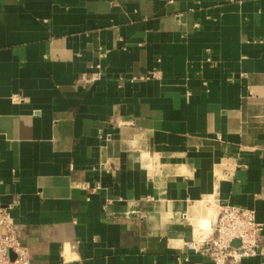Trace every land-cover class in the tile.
I'll return each instance as SVG.
<instances>
[{"label": "crops", "instance_id": "obj_1", "mask_svg": "<svg viewBox=\"0 0 264 264\" xmlns=\"http://www.w3.org/2000/svg\"><path fill=\"white\" fill-rule=\"evenodd\" d=\"M226 205L264 249V0H0V208L33 264H213L187 244Z\"/></svg>", "mask_w": 264, "mask_h": 264}, {"label": "built area", "instance_id": "obj_2", "mask_svg": "<svg viewBox=\"0 0 264 264\" xmlns=\"http://www.w3.org/2000/svg\"><path fill=\"white\" fill-rule=\"evenodd\" d=\"M9 208H0V264H33ZM262 232L263 225L256 221L254 211L226 205L215 222L213 235L199 246H187L210 258L213 264H238L244 257L264 255Z\"/></svg>", "mask_w": 264, "mask_h": 264}]
</instances>
